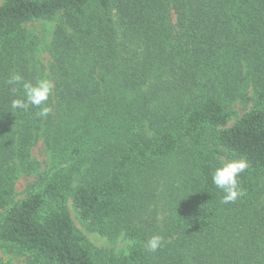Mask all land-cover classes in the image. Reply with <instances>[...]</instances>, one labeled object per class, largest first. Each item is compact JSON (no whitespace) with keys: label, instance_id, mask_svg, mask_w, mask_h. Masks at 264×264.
<instances>
[{"label":"trees","instance_id":"16d2710c","mask_svg":"<svg viewBox=\"0 0 264 264\" xmlns=\"http://www.w3.org/2000/svg\"><path fill=\"white\" fill-rule=\"evenodd\" d=\"M0 1L1 248L38 264H264V0ZM55 19L49 114L13 110L10 74L41 79L25 26ZM38 141L51 173L7 207ZM239 158L243 195L222 204L210 173ZM68 200L94 232L133 239L129 254L93 248Z\"/></svg>","mask_w":264,"mask_h":264},{"label":"rangeland","instance_id":"374dc122","mask_svg":"<svg viewBox=\"0 0 264 264\" xmlns=\"http://www.w3.org/2000/svg\"><path fill=\"white\" fill-rule=\"evenodd\" d=\"M1 2L2 1H0V4ZM56 24L57 20L55 19L51 21H37L25 26L26 32L34 38L36 43H38V48L30 54L31 59L37 65L38 69L41 70V79H47L51 85L52 82L48 76L51 59L47 52V46L51 43ZM245 111L246 110L243 108L236 106L235 115L233 116L231 123L235 122L236 118L240 117ZM31 157L38 163V169L33 176L20 175L17 177L14 184V193L9 199L7 207L39 190L51 173H48V171H50V161L42 141H38L31 148ZM227 161V159H223L222 162L226 163ZM169 205L170 203H168L166 196L164 195L163 197H156L155 202L150 206V214L152 215L151 225L160 227L161 231H163L165 221L170 214L168 208ZM66 209L75 226L82 234H84L93 248L107 251L115 257H124L129 254L133 247L134 240L125 234V232L122 231L115 237H103L94 232L81 220L70 200L66 202ZM0 212H2L1 209ZM0 264L38 263L34 262L27 254L7 252L0 247Z\"/></svg>","mask_w":264,"mask_h":264},{"label":"clouds","instance_id":"9594fccd","mask_svg":"<svg viewBox=\"0 0 264 264\" xmlns=\"http://www.w3.org/2000/svg\"><path fill=\"white\" fill-rule=\"evenodd\" d=\"M6 83L10 86V91L14 97L18 92L22 95L13 98L10 107L13 110L27 111L29 108H38L36 113L39 117H46L50 109L45 105L51 94L52 85L47 79H36L35 82L25 80L19 73L10 74ZM249 167L245 158L231 159L226 163H221L210 173L212 183L223 193L220 202L227 204L235 202L243 195L238 184V176ZM163 244V237L158 234L152 235L145 244L148 252L157 251Z\"/></svg>","mask_w":264,"mask_h":264}]
</instances>
